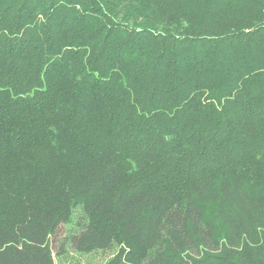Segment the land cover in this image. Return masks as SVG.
I'll return each mask as SVG.
<instances>
[{"label":"trees","instance_id":"16d2710c","mask_svg":"<svg viewBox=\"0 0 264 264\" xmlns=\"http://www.w3.org/2000/svg\"><path fill=\"white\" fill-rule=\"evenodd\" d=\"M62 224L103 264H264V0H0V264Z\"/></svg>","mask_w":264,"mask_h":264},{"label":"rangeland","instance_id":"374dc122","mask_svg":"<svg viewBox=\"0 0 264 264\" xmlns=\"http://www.w3.org/2000/svg\"><path fill=\"white\" fill-rule=\"evenodd\" d=\"M66 232V226L64 224L60 225L55 237V248L60 249V245L64 244ZM60 250H62L61 253L55 255L56 264H103L110 254L108 251H94L87 254H79L70 250L66 245H63Z\"/></svg>","mask_w":264,"mask_h":264}]
</instances>
